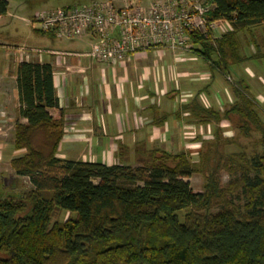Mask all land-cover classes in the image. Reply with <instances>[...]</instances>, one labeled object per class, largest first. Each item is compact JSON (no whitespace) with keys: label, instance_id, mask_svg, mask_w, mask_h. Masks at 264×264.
I'll list each match as a JSON object with an SVG mask.
<instances>
[{"label":"trees","instance_id":"obj_1","mask_svg":"<svg viewBox=\"0 0 264 264\" xmlns=\"http://www.w3.org/2000/svg\"><path fill=\"white\" fill-rule=\"evenodd\" d=\"M206 2L208 20L229 28L215 38L192 32V54L224 74L247 58L264 59V0ZM7 10L0 0V16ZM231 82L235 100L222 112L199 93L177 109L178 118L215 126L199 162L188 150L138 144L133 158L121 145L118 162L107 164L58 156L65 122L53 66L21 61L14 146L24 152L11 166L28 185L0 197V264H264V120L246 83ZM227 119L242 137L260 133L251 150L224 136L219 124ZM231 143L240 150L223 153ZM197 172L205 178L200 192L184 179Z\"/></svg>","mask_w":264,"mask_h":264},{"label":"crops","instance_id":"obj_2","mask_svg":"<svg viewBox=\"0 0 264 264\" xmlns=\"http://www.w3.org/2000/svg\"><path fill=\"white\" fill-rule=\"evenodd\" d=\"M118 1L124 2L118 5L123 6L132 0ZM28 7L22 4L21 11L27 12ZM36 10L30 15H20L10 10L8 1L7 13L0 16V29L11 26V35L21 36L25 41L22 46L30 48L28 55H22L17 43L0 41V124L6 121L13 126L9 147L0 141V169L3 159L10 160L11 164L14 157L24 152L14 146V129L20 106L17 67L23 60L51 63L53 66L54 85L60 107L64 110V134L58 150L61 158L113 164L118 162L121 145L129 147L131 155L138 144L147 148L161 147L169 152L190 151L193 137L195 140L192 141L199 148L203 140H207L208 136L200 133L202 127L211 126L214 137V125L189 122L183 114L178 118L176 112L183 102L197 93L205 106L215 107L221 112L225 110L235 96L228 83L220 80L224 74L221 69L212 70L191 52L167 48L148 49L112 63L91 60L86 55L93 42L91 36L69 40L43 34L30 23ZM14 17L25 22L24 31L19 30V24H14ZM255 30L261 33L259 28ZM244 53L249 56L252 52L248 53L244 47ZM253 60L264 59L247 58L230 65L228 70L236 80L245 82L243 69L240 70L238 65L246 64L244 70H248L250 75L255 72L251 68H259L258 72L263 69ZM203 71L211 72L209 81H199V74ZM247 86L249 90L252 87ZM51 112L56 114L55 110ZM231 122L227 119L219 124L226 137L232 136L229 133L233 131L230 132L228 127ZM15 176L8 180L6 172L0 170L2 192L18 186L20 177Z\"/></svg>","mask_w":264,"mask_h":264},{"label":"built area","instance_id":"obj_3","mask_svg":"<svg viewBox=\"0 0 264 264\" xmlns=\"http://www.w3.org/2000/svg\"><path fill=\"white\" fill-rule=\"evenodd\" d=\"M210 8L206 0H132L123 6L114 1H93L39 11L30 23L62 39L89 35L93 42L86 55L112 63L155 48L191 52L192 32L198 30L215 38L229 28L226 21L208 20ZM17 49L22 55L30 53L27 46Z\"/></svg>","mask_w":264,"mask_h":264},{"label":"rangeland","instance_id":"obj_4","mask_svg":"<svg viewBox=\"0 0 264 264\" xmlns=\"http://www.w3.org/2000/svg\"><path fill=\"white\" fill-rule=\"evenodd\" d=\"M8 1L10 2V10L12 12L18 13L20 15H30V14H32L34 9H38L35 12V13H37V12L45 10V9H53V8H59V7H64V6L67 7V5H69V6L85 5V4L91 3L93 1H115L117 5L124 3V2H120L118 0H8ZM22 4H25V5L30 7V8L28 7L29 10L27 12L21 11ZM14 21H15L14 24H19V30L20 31H24V29H26L25 22L22 21L20 18L14 17ZM27 28L31 29L30 26H27ZM0 30H2V33L0 32V41L14 43V44L17 43L20 46H22L23 43H25V41L23 40V38L21 36H16L15 34H14V36L11 35V34H13L11 26L4 28V29H0ZM246 36H243V38H242L243 43H244V47H245L246 51H248V53L253 52L254 48L249 47L246 44V41L249 38L248 35H246ZM253 62L255 63V65L260 64L261 67H263L262 71L258 72L259 68H257V67L251 68L253 66L250 65V68L253 70V72L255 71L254 75H250L248 70L246 72L244 70L246 64H244V65L240 64V65H238V68L240 67V70L243 69V74H244L243 77L245 79V82H247V85L252 86V87H250L251 94L254 97L255 101L260 106V108L262 110L261 117L264 120V60H253ZM258 67H260V66H258ZM209 73H211V72H208V71L200 72L199 81H201V82L209 81L210 77H211L209 75ZM231 79L233 81L235 80V79H233L232 74L229 75L227 73L221 75V77H220V80L222 81V83H228L229 89L232 90L231 85L233 82H231L232 81ZM258 92H260V94ZM178 98L179 99L181 98V94L178 95ZM2 124H5V125H2ZM2 124H0V141L4 142L5 146L9 147V145L12 143L13 126H11V124L7 123L6 121L3 122ZM237 124L238 123L235 120H233L230 123V125L228 127L230 128V132H232V131L233 132L229 133V134H231L232 136L235 135L237 137V140H239V142H241L242 144H246L248 146V149L251 150L253 148V143L260 137V133L254 132L251 138L242 137L241 135L238 134L239 130H238V127L236 126ZM200 133L208 136V137H206L207 140H213L214 139L213 128L211 126L206 127V128L202 127L200 129ZM192 140H195V138L193 137V139L190 140V143H193V145L191 144V146H189L191 157H192L193 161L199 162V160L201 158L202 146L199 148L198 144L196 142L194 143V141H192ZM220 149L222 150L223 153H230V152L240 150V147H239V145H236V143H231V144L223 145ZM131 158H133V155L131 156ZM3 161L4 162H2V165H1L2 168L0 170L2 172H6L8 180H11V178H16V176H15L16 173H15V170L12 169V167H11L10 160L8 161L5 158V159H3ZM133 164L135 165L134 161H133ZM229 178H230V176L227 173L224 172L222 174V182L223 183H226L229 180ZM184 179L190 182L191 187L194 191L200 192V191L204 190L205 178H204L203 173L197 172V173H194L191 177L184 178ZM24 184L28 185V179L27 178H19L17 188H20L22 185L24 186ZM7 190H8V188H7ZM3 195H4V193L2 192V190H0V197H2ZM64 216H66V214H64L62 217H64ZM0 255L5 256V254H0Z\"/></svg>","mask_w":264,"mask_h":264}]
</instances>
